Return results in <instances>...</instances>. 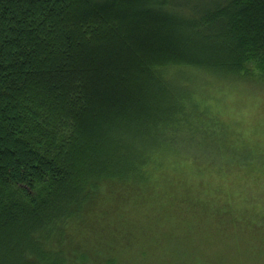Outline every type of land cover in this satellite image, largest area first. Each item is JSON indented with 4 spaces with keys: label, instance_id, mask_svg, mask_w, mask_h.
<instances>
[{
    "label": "trees",
    "instance_id": "trees-1",
    "mask_svg": "<svg viewBox=\"0 0 264 264\" xmlns=\"http://www.w3.org/2000/svg\"><path fill=\"white\" fill-rule=\"evenodd\" d=\"M254 81L264 0H0V264H127L137 177Z\"/></svg>",
    "mask_w": 264,
    "mask_h": 264
},
{
    "label": "rangeland",
    "instance_id": "rangeland-1",
    "mask_svg": "<svg viewBox=\"0 0 264 264\" xmlns=\"http://www.w3.org/2000/svg\"><path fill=\"white\" fill-rule=\"evenodd\" d=\"M238 90L216 92L217 106L207 98L221 133L218 121H204L215 133L186 138L181 161H154L137 177L140 208L121 211L132 222V241L119 246L125 263L264 264V83ZM183 189L206 209L186 206Z\"/></svg>",
    "mask_w": 264,
    "mask_h": 264
}]
</instances>
